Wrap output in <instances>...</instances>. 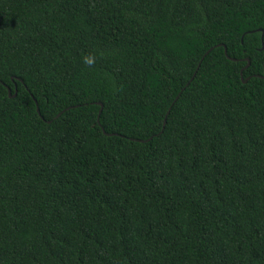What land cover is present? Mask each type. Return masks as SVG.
Masks as SVG:
<instances>
[{
	"label": "trees",
	"instance_id": "1",
	"mask_svg": "<svg viewBox=\"0 0 264 264\" xmlns=\"http://www.w3.org/2000/svg\"><path fill=\"white\" fill-rule=\"evenodd\" d=\"M263 32L264 0H0V264H264Z\"/></svg>",
	"mask_w": 264,
	"mask_h": 264
},
{
	"label": "water",
	"instance_id": "2",
	"mask_svg": "<svg viewBox=\"0 0 264 264\" xmlns=\"http://www.w3.org/2000/svg\"><path fill=\"white\" fill-rule=\"evenodd\" d=\"M214 49H210V51H208L207 52V54L204 56V58L203 59H205V57L207 56V55H209L210 54V52H212ZM264 50V32H263V36H262V49L260 50V51H263ZM225 53H226V55L228 56V52H227V49H226V47H225ZM202 59V60H203ZM231 61H234V62H236L237 60H235V59H231V58H229ZM248 61V65L241 71V77H242V79H243V73H244V71L245 70H247L248 68H249V66H250V60H247ZM199 67H200V65H199ZM199 67H198V69H199ZM195 76H196V73H195V75L192 77V79H191V82L194 80V78H195ZM262 79H264V75L261 77ZM249 80L250 79H247V80H244V83L246 84V83H248L249 82ZM190 84V83H189ZM189 84L186 86V87H188L189 86ZM186 87L182 90V92L186 89ZM9 95L11 96V90L9 89ZM17 95V91H16V94L14 95V97ZM181 95V94H180ZM180 95L176 98V100H175V102L179 99V97H180ZM174 102V103H175ZM98 105H100L101 107H102V109H103V105L101 104V103H98ZM102 109H101V111H100V113H99V117H98V123L100 124V115H101V113H102ZM37 111H38V113H40V109H39V107L37 108ZM60 116V115H59ZM49 123H51V122H49Z\"/></svg>",
	"mask_w": 264,
	"mask_h": 264
},
{
	"label": "clouds",
	"instance_id": "3",
	"mask_svg": "<svg viewBox=\"0 0 264 264\" xmlns=\"http://www.w3.org/2000/svg\"><path fill=\"white\" fill-rule=\"evenodd\" d=\"M94 62H95L94 57H86L84 60V63L89 66H91Z\"/></svg>",
	"mask_w": 264,
	"mask_h": 264
}]
</instances>
